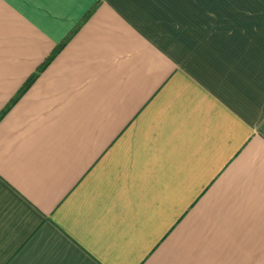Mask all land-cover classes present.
Listing matches in <instances>:
<instances>
[{
    "label": "crops",
    "instance_id": "crops-1",
    "mask_svg": "<svg viewBox=\"0 0 264 264\" xmlns=\"http://www.w3.org/2000/svg\"><path fill=\"white\" fill-rule=\"evenodd\" d=\"M0 264H264V0H0Z\"/></svg>",
    "mask_w": 264,
    "mask_h": 264
}]
</instances>
